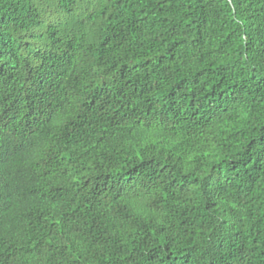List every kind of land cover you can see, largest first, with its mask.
Here are the masks:
<instances>
[{
    "label": "trees",
    "instance_id": "trees-1",
    "mask_svg": "<svg viewBox=\"0 0 264 264\" xmlns=\"http://www.w3.org/2000/svg\"><path fill=\"white\" fill-rule=\"evenodd\" d=\"M0 264H264V0H0Z\"/></svg>",
    "mask_w": 264,
    "mask_h": 264
}]
</instances>
